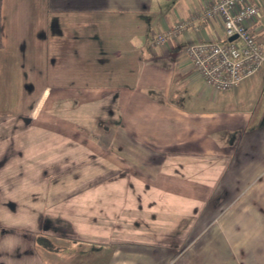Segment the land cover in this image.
Instances as JSON below:
<instances>
[{"label": "crops", "instance_id": "crops-1", "mask_svg": "<svg viewBox=\"0 0 264 264\" xmlns=\"http://www.w3.org/2000/svg\"><path fill=\"white\" fill-rule=\"evenodd\" d=\"M204 1L3 0L0 264H264V64L216 92L220 20L156 44Z\"/></svg>", "mask_w": 264, "mask_h": 264}, {"label": "built area", "instance_id": "built-area-1", "mask_svg": "<svg viewBox=\"0 0 264 264\" xmlns=\"http://www.w3.org/2000/svg\"><path fill=\"white\" fill-rule=\"evenodd\" d=\"M262 0H205L202 10L182 19L156 39V44L177 39L198 22L220 20L227 44L216 40L199 41L187 46L184 54L195 75L216 92L234 89L254 76L264 64V40L256 27L262 16Z\"/></svg>", "mask_w": 264, "mask_h": 264}, {"label": "trees", "instance_id": "trees-1", "mask_svg": "<svg viewBox=\"0 0 264 264\" xmlns=\"http://www.w3.org/2000/svg\"><path fill=\"white\" fill-rule=\"evenodd\" d=\"M2 9H3V0H0V48L3 47V30H2ZM45 243V246L49 250L57 251V247L53 246L50 242L42 240Z\"/></svg>", "mask_w": 264, "mask_h": 264}, {"label": "rangeland", "instance_id": "rangeland-1", "mask_svg": "<svg viewBox=\"0 0 264 264\" xmlns=\"http://www.w3.org/2000/svg\"><path fill=\"white\" fill-rule=\"evenodd\" d=\"M227 40V38H224L223 39V41H222V43H225V41ZM226 44V43H225ZM223 212V211H222ZM256 237V236H255ZM255 237L251 240V237L250 236H248V238H247V243H249V242H253V241H255ZM251 244H253V243H251ZM250 245V244H249ZM248 245V246H249ZM238 253H239V251H237ZM261 254H262V256H261V258H264V251L263 252H261ZM247 257L249 258V261L253 258V255H252V251H247ZM241 258H242V256H241ZM242 260V259H241Z\"/></svg>", "mask_w": 264, "mask_h": 264}, {"label": "water", "instance_id": "water-1", "mask_svg": "<svg viewBox=\"0 0 264 264\" xmlns=\"http://www.w3.org/2000/svg\"><path fill=\"white\" fill-rule=\"evenodd\" d=\"M236 38H237V36H233V37H230L228 40H229V42H232V41H234Z\"/></svg>", "mask_w": 264, "mask_h": 264}]
</instances>
